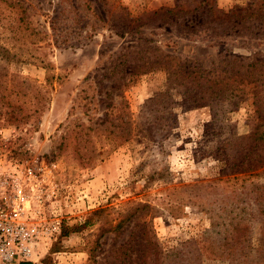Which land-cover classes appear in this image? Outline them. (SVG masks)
<instances>
[{
	"label": "rangeland",
	"instance_id": "rangeland-1",
	"mask_svg": "<svg viewBox=\"0 0 264 264\" xmlns=\"http://www.w3.org/2000/svg\"><path fill=\"white\" fill-rule=\"evenodd\" d=\"M217 10L260 19L264 0H0V205L37 226L25 260L264 264V167L220 179L255 107L197 105L171 67H138L264 56V34H206Z\"/></svg>",
	"mask_w": 264,
	"mask_h": 264
},
{
	"label": "trees",
	"instance_id": "trees-1",
	"mask_svg": "<svg viewBox=\"0 0 264 264\" xmlns=\"http://www.w3.org/2000/svg\"><path fill=\"white\" fill-rule=\"evenodd\" d=\"M217 13H220V16L211 19L209 24L213 23V27H207L209 31H206V34L210 32L208 35L212 38L228 37L232 34H245L257 38L264 34L262 31L258 32V29L251 33H243V25L249 19L244 15L245 11L232 12L231 10L228 16L219 10ZM256 18L257 16L248 20V28L258 20L259 24L264 26V17ZM155 49L161 50L156 46ZM259 54L255 52L248 56L226 49L221 52L218 59L211 62V66L205 67V60L178 57L163 50L160 57L156 56L155 61L147 60L144 65L138 66H145V69L147 66L150 69L171 67L178 84L192 92L191 96L188 95L189 99L197 102V105H202L201 100L204 99L209 103L219 99L220 102H227L233 108H237L246 100L255 107L258 116L257 129L247 137L249 141L239 150L240 156L237 157L241 160L239 163L234 162L230 167L234 157L232 153L228 154L227 161L223 163L228 170L221 171L220 179H237L240 173L252 174L251 172L264 167V56ZM137 73L135 69L132 71V75ZM226 163L229 164L226 165ZM235 173L239 175H234ZM116 227L119 229L122 223L120 222ZM65 230L64 234L67 235L72 228ZM19 264L34 263L30 260H23Z\"/></svg>",
	"mask_w": 264,
	"mask_h": 264
},
{
	"label": "built area",
	"instance_id": "built-area-1",
	"mask_svg": "<svg viewBox=\"0 0 264 264\" xmlns=\"http://www.w3.org/2000/svg\"><path fill=\"white\" fill-rule=\"evenodd\" d=\"M18 193L22 188L18 187ZM37 226L19 223L16 218L10 219L5 208L0 205V261L7 263L20 259H32L35 248Z\"/></svg>",
	"mask_w": 264,
	"mask_h": 264
}]
</instances>
